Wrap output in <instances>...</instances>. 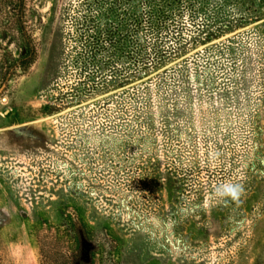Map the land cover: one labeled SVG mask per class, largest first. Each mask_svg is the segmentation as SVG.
I'll use <instances>...</instances> for the list:
<instances>
[{
	"label": "rangeland",
	"instance_id": "rangeland-1",
	"mask_svg": "<svg viewBox=\"0 0 264 264\" xmlns=\"http://www.w3.org/2000/svg\"><path fill=\"white\" fill-rule=\"evenodd\" d=\"M29 5L36 62L0 67V264H40L67 210L121 264H264V0ZM4 11L0 62L24 49Z\"/></svg>",
	"mask_w": 264,
	"mask_h": 264
},
{
	"label": "trees",
	"instance_id": "trees-1",
	"mask_svg": "<svg viewBox=\"0 0 264 264\" xmlns=\"http://www.w3.org/2000/svg\"><path fill=\"white\" fill-rule=\"evenodd\" d=\"M30 2L31 0H0V6L5 8L3 14L6 20L12 29H17V34L8 35L9 38L21 40L24 46L19 58L10 55L0 62L1 69H4L3 82H9L17 73H27L36 62L37 51L27 31ZM135 12L137 16L142 11L136 8ZM154 13L148 9L151 17L157 15ZM158 13V20L164 19L161 14L165 12L158 10ZM137 19L140 22L139 17ZM137 28L139 31L140 28ZM61 215L60 224L45 221L35 233L40 264H121L119 259L122 241L111 228L104 227L97 232L85 221L80 210H67Z\"/></svg>",
	"mask_w": 264,
	"mask_h": 264
},
{
	"label": "clouds",
	"instance_id": "clouds-1",
	"mask_svg": "<svg viewBox=\"0 0 264 264\" xmlns=\"http://www.w3.org/2000/svg\"><path fill=\"white\" fill-rule=\"evenodd\" d=\"M241 194L242 189L239 186L233 184L221 185L216 190V196L220 197L221 199L231 198L232 200H237Z\"/></svg>",
	"mask_w": 264,
	"mask_h": 264
}]
</instances>
